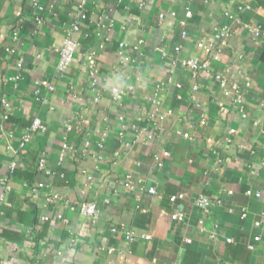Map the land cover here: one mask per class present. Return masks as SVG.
I'll use <instances>...</instances> for the list:
<instances>
[{"label": "crops", "instance_id": "obj_1", "mask_svg": "<svg viewBox=\"0 0 264 264\" xmlns=\"http://www.w3.org/2000/svg\"><path fill=\"white\" fill-rule=\"evenodd\" d=\"M80 1L0 0V264H264V223L254 225L264 192L246 193L264 183V36L247 32L264 27V9L255 0H85L79 47L61 73L57 49ZM240 3L250 9L238 13ZM224 23L220 57L192 72L182 61L207 58L197 42ZM39 80L52 87L36 94ZM36 117L46 130L20 148ZM200 195L212 200L207 210ZM85 201L97 218L76 210Z\"/></svg>", "mask_w": 264, "mask_h": 264}, {"label": "built area", "instance_id": "obj_2", "mask_svg": "<svg viewBox=\"0 0 264 264\" xmlns=\"http://www.w3.org/2000/svg\"><path fill=\"white\" fill-rule=\"evenodd\" d=\"M36 3V2H34ZM84 4L85 0H81L78 2V18L77 20L73 21L71 24L70 30L66 33L65 37L63 38L60 47L57 49V63H56V68L59 72L64 73L66 69L70 66V64L74 60L75 53L79 47V42L78 40L73 36V32L78 31L81 27V20H84L86 18L85 10H84ZM185 11H184V16L185 18H190L192 16V12L190 10L189 5L185 6ZM237 12L241 13L244 10L250 9V5L247 3H240L236 6ZM173 16H175V12H171ZM227 18L229 20H239L240 17L239 15H233V14H226ZM181 25H185V21H181ZM247 32L249 33L250 36L256 38L263 37L264 36V27L262 24H256L255 26H248ZM187 35V32L182 29L181 30V37H185ZM231 35V30L230 27L227 23H224L223 25L219 26L216 28V31L214 32L213 36L211 39H209L208 42L205 41H198L197 46L201 48L206 54L207 58H198V57H189L186 58L182 61V63L189 67L192 72H197L199 70H204L209 68V61L208 58H214L218 59L220 57V54L223 50V48L228 44L229 37ZM124 44H120V48L123 49ZM175 50L178 51L180 49V45H176ZM87 63L90 66L89 73L93 75L96 71L95 65H96V52L94 50H90L88 55L86 56ZM127 59V58H126ZM19 67L21 66V63L19 62L17 64ZM15 79H19V74L14 76ZM214 78L219 82V84L224 87L226 84L225 78H223L220 74H214ZM38 87L36 89V94L40 93L41 86H46L48 88H51L52 86L49 85L46 81L44 80H39L37 81ZM111 92L114 96L115 99H120L123 94L124 90L120 88H112ZM47 128L45 122L40 119V118H34L31 125L23 132L20 138V143L19 146L20 148H24V146L30 141L32 134L35 132H43ZM233 130L229 129V132L231 133ZM88 144V142H86ZM68 145L64 143L62 145V152L60 154V159L63 158L64 154V149L67 148ZM264 149V146H263ZM163 155H167V152H163ZM17 168V161L12 160L9 164V173L13 174L15 169ZM37 168L39 171H42L43 173H49V170L45 166V160L44 158H40L37 160ZM6 178H3L2 184H5ZM131 177L130 175L125 176L124 179V185L125 186H130L131 185ZM6 185V184H5ZM45 182L44 181H39L37 183V188L39 187H44ZM148 191L151 194H154L156 192V189L154 186H149ZM264 192V183H262L261 188L254 192L252 190H247L246 193L249 195H254L256 197H259L261 193ZM184 197V194L182 193H177V194H172L170 196V199L172 201H176L178 199H181ZM195 204L197 207L207 210L209 206L212 204V200L204 195H200L195 199ZM4 204L2 203V195H0V216L4 213L3 206ZM76 210L85 217L95 219L98 216L99 209L97 204L94 201H85L81 202L76 206ZM246 215L245 211L242 212L241 216L244 217ZM43 219L46 217H42ZM171 219L177 222H180L184 219V214L179 211H175L171 213ZM264 223V214L260 217V219L256 220L254 222V225L256 227H260ZM112 230H115V228H112ZM125 237L128 240L132 239V233L130 231H127L125 233ZM258 236H255V239H258ZM230 240V239H228ZM251 247V246H250Z\"/></svg>", "mask_w": 264, "mask_h": 264}, {"label": "trees", "instance_id": "obj_3", "mask_svg": "<svg viewBox=\"0 0 264 264\" xmlns=\"http://www.w3.org/2000/svg\"><path fill=\"white\" fill-rule=\"evenodd\" d=\"M259 6L264 9V0H255Z\"/></svg>", "mask_w": 264, "mask_h": 264}, {"label": "clouds", "instance_id": "obj_4", "mask_svg": "<svg viewBox=\"0 0 264 264\" xmlns=\"http://www.w3.org/2000/svg\"><path fill=\"white\" fill-rule=\"evenodd\" d=\"M116 80H117L118 82H120V86L123 87V83H122V81H120V78L117 77Z\"/></svg>", "mask_w": 264, "mask_h": 264}]
</instances>
